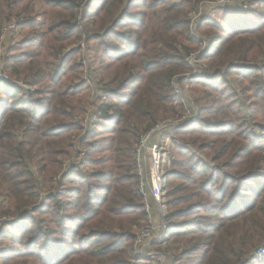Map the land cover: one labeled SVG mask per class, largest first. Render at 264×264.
Here are the masks:
<instances>
[{
    "label": "trees",
    "instance_id": "1",
    "mask_svg": "<svg viewBox=\"0 0 264 264\" xmlns=\"http://www.w3.org/2000/svg\"><path fill=\"white\" fill-rule=\"evenodd\" d=\"M207 1L0 0V264H154L134 249L136 151L165 122L167 238L152 248L166 264H264V0L194 36Z\"/></svg>",
    "mask_w": 264,
    "mask_h": 264
},
{
    "label": "built area",
    "instance_id": "2",
    "mask_svg": "<svg viewBox=\"0 0 264 264\" xmlns=\"http://www.w3.org/2000/svg\"><path fill=\"white\" fill-rule=\"evenodd\" d=\"M226 5V0H214L207 1L202 6L203 12L202 15H197L194 18L192 17V23L199 24L201 21L205 20L207 17L214 14V12L222 8ZM204 6H211V10L204 11ZM201 7V9H202ZM248 6L245 5L244 9H247ZM17 28L15 24L10 23L5 26L2 35H1V43L5 41L6 37L10 33H15ZM84 47V45H82ZM82 65H87V61L84 59ZM196 73V70L194 71ZM0 78L8 79L6 75L2 74V70L0 69ZM92 122L96 119V117L88 118L87 121ZM178 124H158L156 127L152 128L149 132L145 133L139 142L136 151V158L138 162V176L140 178L141 183V192L143 194L145 200V211L148 214L147 223H145L144 227L138 232L134 249L136 254L139 257L147 258L148 260L153 261L154 264H166V254L163 251H156L152 248V244L161 242L163 243L167 238V228L165 225V209L163 206V189L165 186V171L163 170L162 159L164 155H168V150L164 147V143L156 142V138L159 136L161 132L166 130L167 128H172L177 126ZM171 140V139H170ZM146 156L149 157L150 160V170L148 173L146 172L148 169L145 167L144 159ZM149 181V188L152 192V195L156 198L157 206H158V217L152 218L151 215V204L149 202V192L147 191L146 183ZM255 258L258 262H262L264 258V249H259Z\"/></svg>",
    "mask_w": 264,
    "mask_h": 264
},
{
    "label": "rangeland",
    "instance_id": "3",
    "mask_svg": "<svg viewBox=\"0 0 264 264\" xmlns=\"http://www.w3.org/2000/svg\"><path fill=\"white\" fill-rule=\"evenodd\" d=\"M234 4H236L237 5V8H241L242 7V5L243 6H245V4H247V6H248V8H249V2L247 1V0H241V1H239V2H237V0H226V5L224 6V7H222L223 9H225V7L226 8H229L230 6H232V5H234ZM203 5H201V7H202ZM201 7L199 8V10H198V12H195V13H193L192 14V16L191 17H195V16H197V15H202V12H203V7H202V9H201ZM212 8H211V6H204V11H206V10H208V11H210ZM220 9V8H219ZM218 10V9H217ZM215 12H217V11H215ZM215 12H214V14H215ZM238 12H236V14H237ZM213 14V15H214ZM197 24H194L193 23V30H192V33H193V35L195 36L196 35V30H197ZM15 36H16V38H19V36H17V32H15ZM206 47V46H205ZM196 57H198V56H196V55H194L192 58L194 59V58H196ZM257 60L258 61H260V62H263L264 63V57L263 56H258L257 57ZM194 74H197V70H196V73H194ZM163 124H166V125H168L169 123L168 122H165V123H163ZM158 125V124H157ZM156 125V126H157ZM155 126V127H156ZM161 133L159 134V136L156 138V142H161V143H164V149L166 148L168 151V155H164L163 156V159H162V164H161V167L163 166V170L164 171H167V170H169V168H170V165H171V160H170V156H169V154H170V151L172 150V148H173V146H174V143H173V146H171V138H167V139H165V138H162L161 137ZM171 139V140H170ZM148 156H146V158H147ZM149 170H150V168H149ZM165 183H166V181H165ZM151 203L153 204V202L151 201Z\"/></svg>",
    "mask_w": 264,
    "mask_h": 264
},
{
    "label": "crops",
    "instance_id": "4",
    "mask_svg": "<svg viewBox=\"0 0 264 264\" xmlns=\"http://www.w3.org/2000/svg\"><path fill=\"white\" fill-rule=\"evenodd\" d=\"M12 35H13V33H10L7 37H6V39H5V41L3 42V43H5V45H7V44H12V43H14V41L12 40ZM16 41V40H15ZM144 161H145V167H146V169H148L146 172L148 173V171H149V166H150V160H149V157H147V158H145L144 159ZM147 185H146V187H147V191L149 192V202H150V204H151V217L152 218H157L158 217V214H159V211H158V206H157V202H156V198L152 195V192L150 191V186H149V181H147V183H146ZM151 201L153 202V204L151 203Z\"/></svg>",
    "mask_w": 264,
    "mask_h": 264
},
{
    "label": "water",
    "instance_id": "5",
    "mask_svg": "<svg viewBox=\"0 0 264 264\" xmlns=\"http://www.w3.org/2000/svg\"><path fill=\"white\" fill-rule=\"evenodd\" d=\"M173 141H174V140H171V143H170V144H171V146H173ZM176 141H177V140H176Z\"/></svg>",
    "mask_w": 264,
    "mask_h": 264
}]
</instances>
